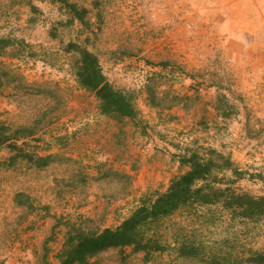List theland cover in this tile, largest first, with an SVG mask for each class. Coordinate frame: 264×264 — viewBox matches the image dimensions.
<instances>
[{
	"label": "rangeland",
	"instance_id": "obj_1",
	"mask_svg": "<svg viewBox=\"0 0 264 264\" xmlns=\"http://www.w3.org/2000/svg\"><path fill=\"white\" fill-rule=\"evenodd\" d=\"M68 1L87 10L84 23L60 0H0V37L24 42L0 55V125L34 129L21 146L53 157L43 168L11 165L14 154L0 147V264H58L70 230L119 226L143 197L166 192L188 150L230 157L245 173L232 186L264 195V0ZM70 43L134 94L136 119L100 113L78 84ZM18 193L32 209L16 203ZM158 232L167 249L148 261L125 248L92 262L259 264L250 258L264 253V218L220 204L178 211ZM184 243L197 256H180Z\"/></svg>",
	"mask_w": 264,
	"mask_h": 264
},
{
	"label": "trees",
	"instance_id": "obj_2",
	"mask_svg": "<svg viewBox=\"0 0 264 264\" xmlns=\"http://www.w3.org/2000/svg\"><path fill=\"white\" fill-rule=\"evenodd\" d=\"M60 2L65 4L75 20L84 23L86 9L81 10L68 0ZM23 44L18 39L0 37V55ZM67 50L78 53L75 71L78 84L95 96L101 114L118 121L136 119L139 116L134 94L116 88L108 80L96 54L74 43L68 44ZM148 93L151 106L157 107L160 104L157 95L152 93L150 87ZM224 98L219 97L218 102L228 104L225 103L227 98ZM223 105L219 106L220 114L228 118L229 114L222 111ZM35 135L32 128L21 127L12 131L10 127L0 125V147L7 145L14 154L9 159L11 165L18 160H24L39 168L49 164L52 155L38 156L26 151L20 144V141ZM178 158L185 171L171 180L165 193L156 192L153 196L143 197L134 212L115 228L107 227L99 232L84 231L81 228L70 230L57 256L58 264H94L92 260L102 253L125 248H132L134 253H144L145 260L148 261L154 253L167 249L158 232L162 221L178 211L195 209L198 206L220 204L233 216L256 220L264 218V195L241 193L232 186L242 180L245 173L235 167L230 157L216 150H210L207 156L197 150H188ZM227 171L231 176L223 174ZM15 201L19 206L33 208L30 197L25 193H18ZM198 251L199 249L186 243L178 248V254L185 257L197 256ZM250 260L264 264V253H254Z\"/></svg>",
	"mask_w": 264,
	"mask_h": 264
},
{
	"label": "crops",
	"instance_id": "obj_3",
	"mask_svg": "<svg viewBox=\"0 0 264 264\" xmlns=\"http://www.w3.org/2000/svg\"><path fill=\"white\" fill-rule=\"evenodd\" d=\"M154 169H152V171H154ZM129 170H131V172H130L131 174H134V172H135L134 169L129 168Z\"/></svg>",
	"mask_w": 264,
	"mask_h": 264
}]
</instances>
